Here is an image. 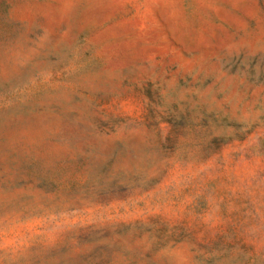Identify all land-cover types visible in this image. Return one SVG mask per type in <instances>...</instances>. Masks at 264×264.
<instances>
[{
  "label": "rangeland",
  "instance_id": "1",
  "mask_svg": "<svg viewBox=\"0 0 264 264\" xmlns=\"http://www.w3.org/2000/svg\"><path fill=\"white\" fill-rule=\"evenodd\" d=\"M0 264H264V0H0Z\"/></svg>",
  "mask_w": 264,
  "mask_h": 264
}]
</instances>
